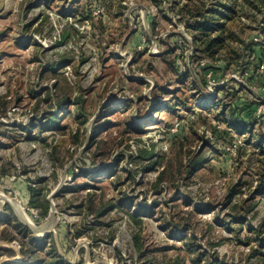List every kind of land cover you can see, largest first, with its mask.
I'll return each mask as SVG.
<instances>
[{
  "label": "rangeland",
  "instance_id": "374dc122",
  "mask_svg": "<svg viewBox=\"0 0 264 264\" xmlns=\"http://www.w3.org/2000/svg\"><path fill=\"white\" fill-rule=\"evenodd\" d=\"M184 4L0 0V193L35 226L54 208L24 264H264L248 133L198 106L230 102L232 125L264 139V63L248 51L262 38L238 18L220 52L197 53ZM211 125L227 140L206 144ZM3 210L1 261L21 263L28 227Z\"/></svg>",
  "mask_w": 264,
  "mask_h": 264
},
{
  "label": "trees",
  "instance_id": "16d2710c",
  "mask_svg": "<svg viewBox=\"0 0 264 264\" xmlns=\"http://www.w3.org/2000/svg\"><path fill=\"white\" fill-rule=\"evenodd\" d=\"M208 5L211 7H208ZM220 8L222 11H218ZM182 10L185 11L186 15L192 18L189 25H187L188 29L194 31L193 35V44L195 46V50L197 53L208 54V56L213 57L214 54L220 52L226 44V34L229 30V24L232 21L237 20L238 18H243L250 24L254 25L256 30L260 33L262 40L257 41L256 43H251L248 46V51L251 54H254L255 65L258 63H264V0H185V4L181 7ZM181 11V12H184ZM189 22V21H187ZM264 78V77H263ZM225 88H220L218 90H224ZM229 95V94H228ZM175 106L178 110L179 107H186L185 102L179 101L176 98ZM207 104L198 105L199 106V114L205 112H212L214 110L219 111L214 115V120L219 123H224L228 128H234V131L238 134H246L248 133V138L246 144L252 145L253 151L247 155L246 164L247 167L254 166L256 170V174L259 177L260 184L262 183V189H264V139L261 137H257L253 135V132L246 129V126H242L241 129L239 126L232 125V121H229L228 117L232 116L233 107H231L230 102L226 104H221L217 101V98L213 100H207ZM162 108L161 111H170L173 107ZM171 112V111H170ZM175 113L172 112L171 115ZM206 121L207 117H203ZM211 140H208L206 144L214 145L219 141L227 140L228 131H222L218 127V125H211ZM261 156V158L259 157ZM4 175V173H1ZM28 191L32 200L34 201L37 198L41 191L38 189H33L32 187H28ZM264 192V191H263ZM46 206L43 208L40 214V220L44 219L48 214V203L45 202ZM233 208L236 209V205H233ZM7 210H9L10 217L12 220L15 218V215L10 207L7 206ZM4 210L0 215V225L4 224ZM17 221L16 218L14 220ZM264 222L256 227L257 235L259 232H264ZM17 234L20 235V243L21 247L19 249V253L22 256L21 263L15 264H24L23 262L27 260L28 252H30V246L34 245L32 242H36L37 240L32 237V232L29 228H26L22 224L17 223V227H15ZM81 234L78 233L77 237ZM36 241H35V240ZM134 241H136V236L133 237ZM7 241H12L14 238L11 236ZM23 240V241H22ZM24 240H30L28 245L24 244ZM0 241H4V230L0 232ZM39 242V241H38ZM138 251H140V246L135 242ZM29 247V249H27ZM0 251H4V247L0 248ZM11 251V250H9ZM12 252V251H11ZM1 256V255H0ZM2 257H0V264H4V261H1ZM60 263H63L62 260H57ZM44 262V261H43ZM43 264H54L52 262H44Z\"/></svg>",
  "mask_w": 264,
  "mask_h": 264
},
{
  "label": "water",
  "instance_id": "95a60500",
  "mask_svg": "<svg viewBox=\"0 0 264 264\" xmlns=\"http://www.w3.org/2000/svg\"><path fill=\"white\" fill-rule=\"evenodd\" d=\"M62 183H60L57 188L55 189V191H53L51 193V195L49 196V199H51L54 194L57 192V190L60 188ZM5 203H9L10 206L14 209L16 215L18 216V218L24 223V225H26L30 231L33 233V235L35 236H39V238H43L44 236H46L49 232H51L52 228H53V223H54V208L53 206L50 209L49 212V216L46 220V222L40 226H35L34 224H32V222L30 221H26L24 219V215L20 212V209L18 208V206H16L15 204L11 203L10 201H5ZM4 207V203L0 204V212L2 210V208Z\"/></svg>",
  "mask_w": 264,
  "mask_h": 264
},
{
  "label": "bare ground",
  "instance_id": "6f19581e",
  "mask_svg": "<svg viewBox=\"0 0 264 264\" xmlns=\"http://www.w3.org/2000/svg\"><path fill=\"white\" fill-rule=\"evenodd\" d=\"M6 200H7L6 197L2 193H0V204H3V203L5 204ZM24 219L28 221L26 217H24Z\"/></svg>",
  "mask_w": 264,
  "mask_h": 264
}]
</instances>
